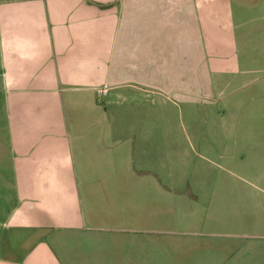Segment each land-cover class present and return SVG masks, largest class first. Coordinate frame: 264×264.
I'll return each mask as SVG.
<instances>
[{
    "label": "crops",
    "instance_id": "crops-1",
    "mask_svg": "<svg viewBox=\"0 0 264 264\" xmlns=\"http://www.w3.org/2000/svg\"><path fill=\"white\" fill-rule=\"evenodd\" d=\"M213 11L210 0H0V264H264V239L250 234L201 237L199 253L188 254L165 252L162 238L128 236L169 232L160 222L77 225L90 234L52 237L42 223L52 214L36 204L52 164L35 155V134L44 135L45 153L52 131L31 122L37 86L52 116L61 100L76 112L84 101L94 108L104 88L115 103L152 95L211 104L222 88L213 60L225 48L220 54L217 42L227 37L214 24L238 19L235 7L220 10L217 22Z\"/></svg>",
    "mask_w": 264,
    "mask_h": 264
},
{
    "label": "rangeland",
    "instance_id": "rangeland-1",
    "mask_svg": "<svg viewBox=\"0 0 264 264\" xmlns=\"http://www.w3.org/2000/svg\"><path fill=\"white\" fill-rule=\"evenodd\" d=\"M210 2L213 22L223 8L238 13L236 24H214L227 37L217 42L220 54L225 48L213 60L222 88L211 104L152 95L115 103L111 94H96L94 108L84 101L76 112L61 100L52 116L39 86L32 93L31 122L52 126L45 153L38 150L44 135L34 136L35 155L52 159L46 190L36 198L37 208L52 214L42 222L49 236L90 234L77 225L160 222L169 232L128 236L162 238L165 252L181 254L199 253L201 237L264 239V0Z\"/></svg>",
    "mask_w": 264,
    "mask_h": 264
},
{
    "label": "built area",
    "instance_id": "built-area-1",
    "mask_svg": "<svg viewBox=\"0 0 264 264\" xmlns=\"http://www.w3.org/2000/svg\"><path fill=\"white\" fill-rule=\"evenodd\" d=\"M100 93L102 94V95H105V93H106V89L104 88V89H101L100 90Z\"/></svg>",
    "mask_w": 264,
    "mask_h": 264
}]
</instances>
